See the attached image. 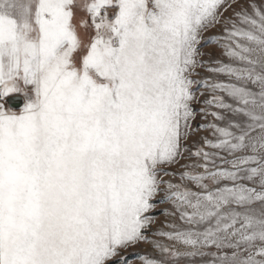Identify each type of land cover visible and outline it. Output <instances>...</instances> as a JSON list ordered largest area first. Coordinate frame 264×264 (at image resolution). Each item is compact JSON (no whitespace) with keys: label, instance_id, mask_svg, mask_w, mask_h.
Wrapping results in <instances>:
<instances>
[{"label":"snow or ice","instance_id":"1","mask_svg":"<svg viewBox=\"0 0 264 264\" xmlns=\"http://www.w3.org/2000/svg\"><path fill=\"white\" fill-rule=\"evenodd\" d=\"M145 243L264 264V0H0V264Z\"/></svg>","mask_w":264,"mask_h":264},{"label":"rangeland","instance_id":"2","mask_svg":"<svg viewBox=\"0 0 264 264\" xmlns=\"http://www.w3.org/2000/svg\"><path fill=\"white\" fill-rule=\"evenodd\" d=\"M205 51H209V52L213 53V55L210 58L206 57V59H211V60H217L218 59V60H222L224 62H227L226 57L223 56L222 52L219 49L209 48V49H205ZM202 74L203 75H209L208 73H202ZM12 95H21L23 97L24 104H23V106L20 109H16V110L10 109L12 112H14L17 115H19V114H21L22 109L24 108V106L26 104V100H25L24 96L22 94H20V93H13V94H11L9 96H12ZM3 103L5 105V108L9 109L7 107L5 101H3ZM197 107H198V105H197ZM200 122L201 121L199 119H197L196 123H200ZM201 136H210V133L209 132H200L199 134H197L196 136L193 137V140L199 142V139H200ZM157 215H158L160 221L164 220V217L160 216L159 213H157ZM138 254H140V255L147 254L149 256H152L153 255V249L151 248L150 245L145 243V244H140V245H138L136 247H131V248L125 250L124 251V256L127 258V264H141V262L137 259V255Z\"/></svg>","mask_w":264,"mask_h":264},{"label":"water","instance_id":"3","mask_svg":"<svg viewBox=\"0 0 264 264\" xmlns=\"http://www.w3.org/2000/svg\"><path fill=\"white\" fill-rule=\"evenodd\" d=\"M4 101L7 107L13 110L20 109L24 104V100L21 95L8 96L4 99Z\"/></svg>","mask_w":264,"mask_h":264},{"label":"crops","instance_id":"4","mask_svg":"<svg viewBox=\"0 0 264 264\" xmlns=\"http://www.w3.org/2000/svg\"><path fill=\"white\" fill-rule=\"evenodd\" d=\"M11 95V94H10Z\"/></svg>","mask_w":264,"mask_h":264}]
</instances>
